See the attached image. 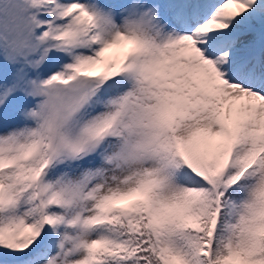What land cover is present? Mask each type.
<instances>
[{
    "label": "snow or ice",
    "instance_id": "1",
    "mask_svg": "<svg viewBox=\"0 0 264 264\" xmlns=\"http://www.w3.org/2000/svg\"><path fill=\"white\" fill-rule=\"evenodd\" d=\"M0 264H264V0H0Z\"/></svg>",
    "mask_w": 264,
    "mask_h": 264
}]
</instances>
